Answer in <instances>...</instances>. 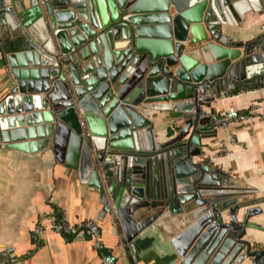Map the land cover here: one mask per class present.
<instances>
[{
    "label": "water",
    "instance_id": "obj_1",
    "mask_svg": "<svg viewBox=\"0 0 264 264\" xmlns=\"http://www.w3.org/2000/svg\"><path fill=\"white\" fill-rule=\"evenodd\" d=\"M250 13L264 0H0L1 143L50 150L131 249L167 221L182 264H264V242L246 240L264 233L254 196L201 159L216 136L202 108L264 87V26L234 40ZM146 112L167 115L168 140L154 143Z\"/></svg>",
    "mask_w": 264,
    "mask_h": 264
},
{
    "label": "crops",
    "instance_id": "obj_2",
    "mask_svg": "<svg viewBox=\"0 0 264 264\" xmlns=\"http://www.w3.org/2000/svg\"><path fill=\"white\" fill-rule=\"evenodd\" d=\"M264 26V15L250 13L234 40L246 42ZM0 42V103L7 93V68ZM229 107L241 112L256 111L264 118V87H246L216 96L207 114H218ZM152 122L154 143L168 140L172 123L164 113L146 112ZM230 135L216 132L213 139L203 141L208 148L201 159L204 164L247 186L254 196L251 208L261 215L251 222L264 228V120L254 125L233 124ZM221 144L229 150L227 157L215 158ZM62 212L67 222L76 226L95 221L105 245L103 252L92 249L88 240L65 239L50 230L56 214ZM101 206L95 191L82 184L78 174L58 163L50 150L30 155L6 149L0 141V252L13 249L11 264H101L100 257L112 255L116 264H182L170 245L177 231L165 224L150 227L133 242L126 244L119 227L108 218L99 220ZM246 240L254 247L263 244L261 230L247 232Z\"/></svg>",
    "mask_w": 264,
    "mask_h": 264
},
{
    "label": "built area",
    "instance_id": "obj_3",
    "mask_svg": "<svg viewBox=\"0 0 264 264\" xmlns=\"http://www.w3.org/2000/svg\"><path fill=\"white\" fill-rule=\"evenodd\" d=\"M200 118H208L215 132H223L230 135L229 130L233 124L254 125L262 122L263 116L257 114L256 111L241 112L233 107L218 114L200 113ZM229 150L225 144H221L219 150L215 153V158L227 157ZM50 230L65 239L70 240H88L92 249L96 252H103L105 245L101 239V231L99 225L95 221H85L76 226L66 221L62 212L55 215L50 225ZM13 249L8 248L0 252V264H11L13 262ZM101 264H116L117 259L112 255L102 254L100 257Z\"/></svg>",
    "mask_w": 264,
    "mask_h": 264
}]
</instances>
